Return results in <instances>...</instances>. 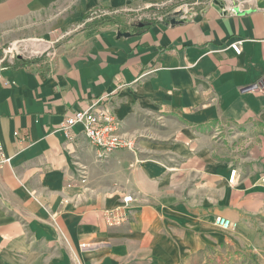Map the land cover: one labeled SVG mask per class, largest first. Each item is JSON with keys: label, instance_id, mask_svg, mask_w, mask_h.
I'll list each match as a JSON object with an SVG mask.
<instances>
[{"label": "crops", "instance_id": "crops-1", "mask_svg": "<svg viewBox=\"0 0 264 264\" xmlns=\"http://www.w3.org/2000/svg\"><path fill=\"white\" fill-rule=\"evenodd\" d=\"M163 1L0 0V52L23 33L53 47L30 62L0 55V140L11 158L0 165V264H78L75 255L81 264H207L224 245L258 243L264 0L175 23L100 16ZM91 14L99 18L86 21ZM94 103L113 110L135 149L100 160L81 124L65 135V118ZM126 193L135 198L127 220L109 225ZM217 216L236 226L221 228Z\"/></svg>", "mask_w": 264, "mask_h": 264}, {"label": "built area", "instance_id": "built-area-1", "mask_svg": "<svg viewBox=\"0 0 264 264\" xmlns=\"http://www.w3.org/2000/svg\"><path fill=\"white\" fill-rule=\"evenodd\" d=\"M247 0H168L157 2L147 5L139 9H125L118 8L114 10H102L100 16L117 15L123 11H134L128 22L129 24H139L148 21H169V17H176L177 19H185L188 17L196 16L202 12L206 7H213L217 9L220 14L232 13L241 14L248 10L246 7ZM170 8L169 11H165ZM92 15L86 20H92ZM242 39H237L230 43V47L240 54L242 51ZM20 41L9 44L3 48L4 58L16 59V56L22 55L19 47ZM46 50L39 51V54H44ZM48 55H53L49 52ZM152 72L147 71L145 74ZM97 103L86 109H78L70 113L61 124L60 129L65 133L68 138H71L70 129L76 124H81L83 131L88 139L97 147V157L100 160L106 159L112 152L120 148L135 149L136 144L129 136L120 133L119 120L111 109L102 111L97 110ZM15 135L18 131H15ZM11 158L7 157L3 150V143L0 140V165L10 161ZM237 169L230 171L229 182L234 183L237 178ZM264 182V177L262 178ZM133 193H126L122 197V201L114 209L108 210L106 219L109 225H119L127 220L126 208L134 201ZM54 220V219H53ZM57 225V222L54 220ZM215 224L223 229H232L236 223L224 216H217ZM85 247L86 244L81 245ZM78 264H81L79 258L75 255Z\"/></svg>", "mask_w": 264, "mask_h": 264}, {"label": "rangeland", "instance_id": "rangeland-1", "mask_svg": "<svg viewBox=\"0 0 264 264\" xmlns=\"http://www.w3.org/2000/svg\"><path fill=\"white\" fill-rule=\"evenodd\" d=\"M95 19L99 18L96 14L92 15ZM89 17V16H88ZM130 16H127L126 18H123L122 16L116 17L113 15L108 16V18H112L111 22H118V23H127ZM142 23V22H141ZM145 23V22H144ZM72 27H70L71 29ZM32 38H34V35L31 37V35H24L17 40L20 41L21 46L19 47L20 51L22 52V55L16 56L20 57L22 60L20 62H30L35 59H43L47 58L48 53L53 51V47H51L49 43H46L47 46L42 50H37L35 52L32 51L31 45H26L25 42L30 41ZM15 41V40H14ZM44 43L42 40H38ZM16 42V41H15ZM10 43L4 45L5 47L8 46ZM46 50L44 54H39V51ZM1 58L2 62L7 63V61L10 59L4 58V53L1 52ZM259 237H258V243L255 246H244L242 248H234L227 247L224 245L220 250H218V255H214L212 257H208L207 264H264V225H259Z\"/></svg>", "mask_w": 264, "mask_h": 264}, {"label": "bare ground", "instance_id": "bare-ground-1", "mask_svg": "<svg viewBox=\"0 0 264 264\" xmlns=\"http://www.w3.org/2000/svg\"><path fill=\"white\" fill-rule=\"evenodd\" d=\"M26 45L28 46L29 44L31 45L32 51L35 52L38 49L42 50L46 47V45L44 43H42L41 41H38L37 39H31L28 42H25Z\"/></svg>", "mask_w": 264, "mask_h": 264}, {"label": "water", "instance_id": "water-1", "mask_svg": "<svg viewBox=\"0 0 264 264\" xmlns=\"http://www.w3.org/2000/svg\"><path fill=\"white\" fill-rule=\"evenodd\" d=\"M169 21H170L171 23H175V22L178 21V19H177L176 17H169ZM144 24H145V23L142 22V23H139L138 25H139V26H143Z\"/></svg>", "mask_w": 264, "mask_h": 264}, {"label": "trees", "instance_id": "trees-1", "mask_svg": "<svg viewBox=\"0 0 264 264\" xmlns=\"http://www.w3.org/2000/svg\"><path fill=\"white\" fill-rule=\"evenodd\" d=\"M0 55H1V52H0Z\"/></svg>", "mask_w": 264, "mask_h": 264}]
</instances>
